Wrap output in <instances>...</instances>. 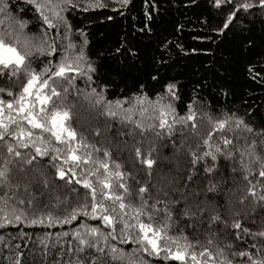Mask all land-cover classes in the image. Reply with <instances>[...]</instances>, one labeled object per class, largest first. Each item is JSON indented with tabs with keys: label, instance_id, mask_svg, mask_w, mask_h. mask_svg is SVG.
I'll use <instances>...</instances> for the list:
<instances>
[{
	"label": "snow or ice",
	"instance_id": "1",
	"mask_svg": "<svg viewBox=\"0 0 264 264\" xmlns=\"http://www.w3.org/2000/svg\"><path fill=\"white\" fill-rule=\"evenodd\" d=\"M0 264H264V0H0Z\"/></svg>",
	"mask_w": 264,
	"mask_h": 264
},
{
	"label": "trees",
	"instance_id": "2",
	"mask_svg": "<svg viewBox=\"0 0 264 264\" xmlns=\"http://www.w3.org/2000/svg\"><path fill=\"white\" fill-rule=\"evenodd\" d=\"M135 15V11L132 14L128 15L125 19L119 22V25L116 28H113L109 24H104L101 27H93L92 25H88L89 32L92 35L89 37V41L91 44L95 45L99 41L101 34H104L106 37H111L114 35L116 31L123 33V31L127 30V25L132 20V16ZM185 21H187L185 23ZM98 23V21H97ZM178 23H183L184 31L175 33L174 35H169L172 33L175 25ZM200 25L197 21L196 16L193 15L192 11L188 9H182V12H172L165 17V20L162 21L157 28V31L160 35L161 39H171L177 42H191V46H197L201 42L195 41L192 38L197 34ZM117 91H123V87L117 89ZM257 94V98H259V90L258 89H249ZM127 94V93H125ZM112 98V97H110ZM251 103V101H249ZM77 125L83 129H89L96 127V121L94 119V113H92L89 109L87 103H84L82 106L78 105L77 107ZM103 130V124L100 125ZM103 137H98L97 139H102ZM114 158L118 155L114 153ZM127 157V153H125V158ZM166 166V165H165ZM159 167V165H157ZM74 225H52L50 228L47 225H39V226H21L18 230L28 231L32 235H39L44 231H67ZM6 234H10L12 236L16 235V231L6 230Z\"/></svg>",
	"mask_w": 264,
	"mask_h": 264
}]
</instances>
